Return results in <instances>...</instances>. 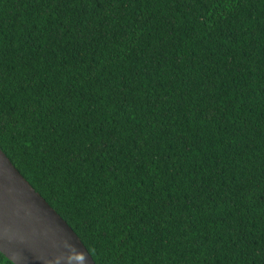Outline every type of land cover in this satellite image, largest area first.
I'll list each match as a JSON object with an SVG mask.
<instances>
[{
	"label": "trees",
	"instance_id": "trees-1",
	"mask_svg": "<svg viewBox=\"0 0 264 264\" xmlns=\"http://www.w3.org/2000/svg\"><path fill=\"white\" fill-rule=\"evenodd\" d=\"M0 148L96 264H264V0H0Z\"/></svg>",
	"mask_w": 264,
	"mask_h": 264
},
{
	"label": "water",
	"instance_id": "water-1",
	"mask_svg": "<svg viewBox=\"0 0 264 264\" xmlns=\"http://www.w3.org/2000/svg\"><path fill=\"white\" fill-rule=\"evenodd\" d=\"M0 252L14 264H96L71 226L1 148Z\"/></svg>",
	"mask_w": 264,
	"mask_h": 264
}]
</instances>
